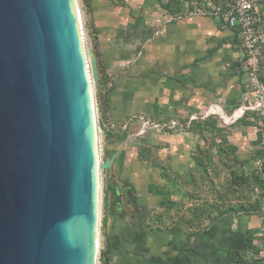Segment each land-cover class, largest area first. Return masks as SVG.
<instances>
[{"label":"rangeland","instance_id":"rangeland-1","mask_svg":"<svg viewBox=\"0 0 264 264\" xmlns=\"http://www.w3.org/2000/svg\"><path fill=\"white\" fill-rule=\"evenodd\" d=\"M78 3L88 49L94 51L96 46L99 53L97 68L91 70L98 104L101 159L104 163L118 153L112 165L103 168L101 174L99 264L107 247V235L114 238L121 232L124 237L129 234L133 193L138 187L127 178L131 170L140 178L135 180L136 185L145 181L150 192L160 194L166 201H160L158 206H142L143 236L174 235L173 230L178 227L186 234L204 233L226 215L233 223L225 228L260 233L264 225V185H244V174L253 176L264 170L260 139L264 114L249 109L234 117L249 102L243 98L248 80L240 66V57L237 60L241 71L240 90L238 96L234 95L233 106H226V101L219 99L204 104L192 119L193 115L183 117L179 110L177 72L168 75L165 66L171 42L182 43L183 39L199 42L203 53L206 48L218 51L228 48L224 42L232 41L208 29L212 20L223 29L222 18L212 14V6L204 0L198 4L191 0H78ZM170 8L176 13L172 14ZM202 11L206 14H201ZM179 22L186 29L191 28V32L200 28L197 37L193 31L179 35L180 40H168V34H173L171 24ZM194 23L197 27H193ZM101 40L107 44L106 59ZM233 44L236 52L238 42L234 40ZM261 71L264 79V60ZM103 104L106 105L104 114ZM214 105H219L232 118L227 121L221 113L213 111ZM208 117L211 121L206 122ZM172 120L179 121L180 125L175 128L162 125ZM184 121L193 123L185 126ZM123 132L128 136L120 141L118 136ZM221 140L237 146L236 156L244 161L243 165L233 160L227 163L220 157ZM185 154H199L206 167L195 163L181 173V168L187 165ZM215 216L218 218L214 221ZM222 230L218 227L219 232ZM253 238L258 237L253 235ZM145 242L146 239L144 245ZM253 243V240L248 242L251 246ZM247 253H251V247ZM109 257L111 264L118 263L117 251Z\"/></svg>","mask_w":264,"mask_h":264},{"label":"water","instance_id":"water-1","mask_svg":"<svg viewBox=\"0 0 264 264\" xmlns=\"http://www.w3.org/2000/svg\"><path fill=\"white\" fill-rule=\"evenodd\" d=\"M96 68L78 0H0V264H99Z\"/></svg>","mask_w":264,"mask_h":264},{"label":"crops","instance_id":"crops-1","mask_svg":"<svg viewBox=\"0 0 264 264\" xmlns=\"http://www.w3.org/2000/svg\"><path fill=\"white\" fill-rule=\"evenodd\" d=\"M211 24L212 26L208 29H211L212 34L218 33L223 39L225 37L232 41L229 43L224 42V46L229 49L222 48V51H218L206 48L203 53L202 45L199 42L189 43L185 42V39L181 40L182 43L171 42L168 48L165 66L168 75L177 72V98L181 104L179 110L183 117L188 116L190 118L194 114L198 115V109L203 108L204 104H212L219 99H224L226 106H233L234 95L238 96L240 90L241 71L238 69L237 60L241 52L240 47L235 52V44H233V41H237V39L232 30L227 28L226 25L222 29L218 28L219 26L213 20ZM192 25L197 27L196 23ZM171 27L173 34H168V40L171 39V41L174 38L180 40L178 39L179 35H185L187 32L190 34L191 32V28L186 29V26L181 22L171 24ZM197 28L193 30L194 36L199 34L200 28ZM101 43L103 56L106 59L108 57V53L105 51L107 44L105 40L103 42L101 40ZM106 71H108V68ZM211 109L213 111L222 110L219 105H214ZM109 112L113 113V110L110 109ZM238 112L239 110L235 114ZM209 121H211L210 117L207 118L206 122ZM182 123L185 126H191L193 122L191 124L188 121ZM184 144H187V142L185 141ZM126 152L128 154L127 158L129 157L128 159L132 162L133 160L129 156L130 153ZM184 157V162L187 165L181 168V173H184L186 168L195 165V160L191 154H185ZM130 172L127 174L128 180L135 185V188L140 186L137 187L136 191L138 203L142 206H158L162 196L150 192L145 181L140 182V185H136L135 180H140V178L138 179L135 171L131 170ZM143 178L145 179V177ZM232 223L233 220L229 215H226L213 224L209 231L204 233L186 234L180 232L176 236L164 235L165 237H160L153 235L148 236L149 238L143 236L144 234L139 235L137 233L124 237L123 232H121L119 236L116 235L114 238L107 235V247L104 251H106V256H111L112 252L117 251V258L119 259L117 264H232L234 256L228 258L227 250H232L238 245L237 248L244 251L247 241L253 235L258 237L253 238V242L257 243L260 240L259 233L247 234L244 229L225 228ZM218 227L223 229L222 232L218 231ZM145 239L147 242L144 245ZM224 242L227 244L226 246ZM223 247L224 249H222ZM248 255L250 256L251 253Z\"/></svg>","mask_w":264,"mask_h":264},{"label":"built area","instance_id":"built-area-1","mask_svg":"<svg viewBox=\"0 0 264 264\" xmlns=\"http://www.w3.org/2000/svg\"><path fill=\"white\" fill-rule=\"evenodd\" d=\"M200 0H191L198 4ZM212 6V14L221 17L227 28L232 30L240 47V66L245 72L248 87L244 94L240 114L246 110H260L264 114V80L261 77V66L264 60V0H204ZM201 14H206L202 11ZM193 115L192 118H196ZM175 128L180 125L177 120L162 124ZM261 143L264 149V122L262 124ZM260 241L255 243V258H264V225L259 233ZM253 245V246H254ZM254 246V247H255ZM256 249V248H255Z\"/></svg>","mask_w":264,"mask_h":264},{"label":"trees","instance_id":"trees-1","mask_svg":"<svg viewBox=\"0 0 264 264\" xmlns=\"http://www.w3.org/2000/svg\"><path fill=\"white\" fill-rule=\"evenodd\" d=\"M171 6V5H169ZM169 11H171L172 14H175L176 12H173V10L170 8ZM95 54L98 57L99 53L96 49V46L94 48ZM264 80V79H263ZM101 111L102 113H106V106L103 104V106H101ZM128 134L126 132H123L120 136H118V140L123 141L127 138ZM199 147V145H198ZM220 157L221 158H225L227 163H230V160H233L234 163H238L243 165L244 161L243 160H239L236 156V151H237V146L235 145H231L228 144L227 142L221 140L220 146ZM193 159L195 160L196 165L198 166H203L206 167V163L204 161V159L202 158V156H200L199 154H194L193 155ZM236 173V172H235ZM244 185H250L251 184H258V183H262L264 185V170L260 173V174H254L253 176H249V175H245L244 174ZM254 179V181H253ZM262 185V186H263ZM134 189V187H133ZM116 191V189H115ZM152 193H154L151 190ZM162 203H166L165 199L161 200ZM220 214V213H219ZM218 214V216H219ZM218 216L213 217L212 220H216L218 218ZM132 221L130 224H128V228H129V234L128 235H133V234H139L142 235L145 232V217H144V213L142 211V205H140L138 203V197L136 195V193H133V217H132ZM179 228V229H178ZM177 230H173L174 235L176 236L178 233H185L182 232V229L180 227H178ZM133 232V233H132ZM190 234V233H189ZM198 234V233H197ZM251 240H253V237L248 240V242ZM248 242L246 243L245 246V251H243L241 248H234L232 250H227L226 254L227 257L229 258L230 256H234L233 262L232 264H264V258H255L253 255H248V250L249 247H251V254H255V250H257V248L255 249V247L248 244ZM101 263L102 264H111V259L109 256H106V251L102 252V256H101Z\"/></svg>","mask_w":264,"mask_h":264},{"label":"bare ground","instance_id":"bare-ground-1","mask_svg":"<svg viewBox=\"0 0 264 264\" xmlns=\"http://www.w3.org/2000/svg\"><path fill=\"white\" fill-rule=\"evenodd\" d=\"M92 73H93V71L91 70V74H92ZM93 74H94V73H93ZM216 112L221 113V114L225 117V119H226L227 121H229V120L232 118V117H228V116H226V115L223 113L222 110H218V111H216ZM241 112H242V110H239V112H238L237 114H235L234 117L238 116Z\"/></svg>","mask_w":264,"mask_h":264}]
</instances>
